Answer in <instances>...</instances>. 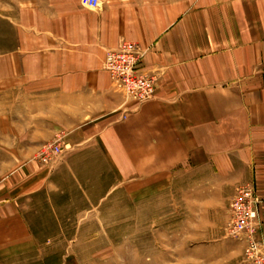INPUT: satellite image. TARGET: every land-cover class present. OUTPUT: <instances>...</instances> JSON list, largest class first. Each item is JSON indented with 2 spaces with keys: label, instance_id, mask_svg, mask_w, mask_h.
I'll use <instances>...</instances> for the list:
<instances>
[{
  "label": "crops",
  "instance_id": "crops-1",
  "mask_svg": "<svg viewBox=\"0 0 264 264\" xmlns=\"http://www.w3.org/2000/svg\"><path fill=\"white\" fill-rule=\"evenodd\" d=\"M85 1H25L5 18L0 144L18 166L0 181V261L35 245L36 205L56 216L54 198H144L187 173L221 208L252 187L264 241V0ZM124 41L156 77L149 102L117 92L104 68ZM58 138L61 158L36 161Z\"/></svg>",
  "mask_w": 264,
  "mask_h": 264
},
{
  "label": "rangeland",
  "instance_id": "rangeland-1",
  "mask_svg": "<svg viewBox=\"0 0 264 264\" xmlns=\"http://www.w3.org/2000/svg\"><path fill=\"white\" fill-rule=\"evenodd\" d=\"M25 1L35 8L39 4V0H0V51L14 36L5 18L18 14ZM5 102L0 93V119L6 114ZM55 144L61 153L44 160V147ZM63 149V139L58 138L43 146L35 160L53 165ZM17 162L6 157L1 143L0 181ZM198 177L180 174L171 189L144 198L119 188L102 206H88L80 196L54 198L56 216L44 198L43 205H36L39 213L31 217L35 245L0 264H250L245 243L228 233L231 205L219 207L217 191L199 189L194 183Z\"/></svg>",
  "mask_w": 264,
  "mask_h": 264
},
{
  "label": "built area",
  "instance_id": "built-area-1",
  "mask_svg": "<svg viewBox=\"0 0 264 264\" xmlns=\"http://www.w3.org/2000/svg\"><path fill=\"white\" fill-rule=\"evenodd\" d=\"M85 3L90 8L100 4L99 0H86ZM144 56L145 53L137 44L124 41L118 50L107 54L104 64L116 91L138 103H146L154 98L157 82L156 77L143 70ZM44 148H47L43 151L44 160L61 153L58 144ZM231 212L233 220L229 235L245 243V257L250 264H264L258 202L252 187L238 189L231 203Z\"/></svg>",
  "mask_w": 264,
  "mask_h": 264
}]
</instances>
